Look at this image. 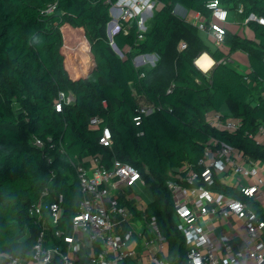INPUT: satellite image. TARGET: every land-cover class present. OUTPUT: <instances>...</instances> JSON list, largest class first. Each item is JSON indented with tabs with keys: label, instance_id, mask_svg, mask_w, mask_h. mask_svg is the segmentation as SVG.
I'll return each mask as SVG.
<instances>
[{
	"label": "trees",
	"instance_id": "obj_1",
	"mask_svg": "<svg viewBox=\"0 0 264 264\" xmlns=\"http://www.w3.org/2000/svg\"><path fill=\"white\" fill-rule=\"evenodd\" d=\"M117 1L0 0V253L23 257L31 250L40 225L28 211L44 190L50 200L62 198L59 227L70 224L82 198L76 168L98 158L108 169L116 160L138 170L169 264H187L168 174L186 167L200 172L210 139L264 164V145L253 138L264 124V25L248 23L250 41L223 24V40L212 48L201 35L209 31L176 13L178 7L198 14L207 27L211 0H152L144 31L138 17L119 21L112 40L120 57L107 36ZM217 1L240 22L250 13L264 18V0ZM236 51L247 55L250 73L224 62ZM203 53L215 62L208 74L194 64ZM146 55L156 60L135 66ZM61 94L73 100L56 111ZM144 104L153 107L148 115L139 112ZM213 114L239 119L240 128L229 133L211 126ZM94 118L99 123L91 125ZM105 128L109 146L100 143ZM214 182V191L262 212L220 177Z\"/></svg>",
	"mask_w": 264,
	"mask_h": 264
},
{
	"label": "built area",
	"instance_id": "obj_2",
	"mask_svg": "<svg viewBox=\"0 0 264 264\" xmlns=\"http://www.w3.org/2000/svg\"><path fill=\"white\" fill-rule=\"evenodd\" d=\"M154 6L152 0H118L110 12L112 17V11L118 12V16L113 18L117 21L116 27L119 21L138 17V27L144 31L142 15ZM206 7L211 12L209 25L205 27L199 21L195 25L201 31H209L218 45L223 40V24L227 22L228 12L217 0L209 1ZM241 11L240 7L238 12ZM243 22L264 25V18L250 13ZM179 47L182 49L185 45L180 43ZM137 58L139 60H134V64L141 66L147 56ZM72 100V97L61 94L60 102L55 105L56 111L60 110V103L68 104ZM152 111L153 107L145 104L139 110L144 115ZM134 120L138 125L140 117ZM208 122L229 133L236 132L241 125L236 118L222 121L220 114L209 116ZM90 123L95 125L99 120L94 118ZM253 138L257 144L264 145V124ZM100 143L103 146L111 144L107 128L103 129ZM32 144L37 148L43 147V141L38 138H34ZM208 145L198 162L202 166L200 172L186 167L178 174L169 173L166 181L178 229L186 246L187 264H264V219L247 202L212 189L215 177H242L245 181L236 180V190L244 198L258 203L264 211V177L259 175L258 165L249 161L238 149L214 139H210ZM76 171L82 198L77 213L70 221V233L59 227L62 198L50 200L49 192L44 190L28 211V215L40 225L31 250L23 257L0 253V264H131L136 259V251L129 247L127 241L132 231L123 236L115 229L133 226L132 219L140 222L153 235L145 239L142 228L140 232L143 234H137L139 242L133 241L137 246L140 244L142 252L146 253L144 258L139 259L140 262L146 259L148 264H169L167 242L161 236L155 218L141 203V198H134L139 217L126 207L133 197L125 188L132 190L137 183L145 186L138 170L116 160L108 169L98 158H93L91 167L79 166ZM230 220L235 221L241 231L231 227V234H219L215 223Z\"/></svg>",
	"mask_w": 264,
	"mask_h": 264
},
{
	"label": "crops",
	"instance_id": "obj_3",
	"mask_svg": "<svg viewBox=\"0 0 264 264\" xmlns=\"http://www.w3.org/2000/svg\"><path fill=\"white\" fill-rule=\"evenodd\" d=\"M154 4H155V2H154ZM151 13H153V12L151 11ZM176 13L178 15L183 16V18L190 21L194 25H195V22L201 20L197 14L184 11L183 9L178 8V7L176 8ZM151 16H152V14H149V12L147 11L146 16H145V18H143V20L146 21V19L150 18ZM243 21L240 22V20H238V18L234 14H231L228 16L227 22L224 25H225L226 29H228L230 32L235 33V34H237L243 38H246L250 41H254V35H253L251 29L249 28L248 24H244ZM115 28H116V26H115ZM201 35L204 38V40L206 41V43L208 45H210L212 48H215L217 46V44L214 42L213 37L211 35H207L206 33H202ZM224 62L231 64L232 67L236 68L237 71H239L240 73H242L244 75L251 72V68L249 66L247 55L244 52L236 51V52L230 53L224 59ZM139 64H141V62H139ZM194 64L201 72H203L204 74H208L210 72V70L212 69V67L214 66L215 62L207 53H203L194 61ZM251 162H254L258 165L259 175L264 177V164L260 161H251ZM247 166L250 167L251 164H247ZM224 178H225V176H220V179H222L226 185H232L234 188H235L236 180H239L241 183H243L245 181L242 177H239V176H235L233 179L230 178V181H227V182H226V180H224ZM135 187L136 188L137 187L142 188L143 186L140 183H137V184H135V186L132 188L131 191H133V190L135 191ZM141 203L144 205V208L147 207V209H148V205L144 204L143 202H141ZM126 207L128 208V210H130L132 213H134L135 216L138 215V217H139V212L136 211L134 197H133V200H131L129 203H127ZM261 211H262L261 213L264 215L263 209H261ZM257 213H260V212H257ZM132 222H133V226L126 225L125 227H122L120 229L117 228V229H115L116 233L122 234L123 236H126L128 231H132L131 235L129 237H127V241H128L129 247L136 251V259H134L131 262V264H148V261L146 259L143 262H140L139 259L144 258L146 256V253L142 252L143 249H142V247H140V244H138V246H137L136 244L133 243V241L139 242V237H137V234L142 233V232H140V229H142L143 227L141 226L140 222H138L137 220L134 222V220L132 219ZM215 225H216V231L219 234H231V227L233 229L238 228L237 223L235 221H231V220L230 221H223V222L219 221V222H216ZM223 226H226L227 230H225L223 228ZM63 229L67 233H70V225L69 224L67 226H63ZM142 230L144 231V238L145 239L152 238V236H153L152 233H149L144 228ZM237 231H241V230L237 229ZM236 242H238V240H236ZM236 246L240 247V245H238V244H236ZM142 253H144V254H142Z\"/></svg>",
	"mask_w": 264,
	"mask_h": 264
},
{
	"label": "rangeland",
	"instance_id": "obj_4",
	"mask_svg": "<svg viewBox=\"0 0 264 264\" xmlns=\"http://www.w3.org/2000/svg\"><path fill=\"white\" fill-rule=\"evenodd\" d=\"M153 10H155V7H153L152 9H151V11L153 12ZM113 12V16L114 17H117L118 16V12L117 11H112ZM145 16H146V14H144V15H142V19L143 18H145ZM116 19H118V18H116ZM117 22V21H116ZM149 23H150V18H147L146 19V21H144V27L146 28L148 25H149ZM116 26H117V24H116ZM114 29H116L115 28V26L113 27V28H111V33H113V31H114ZM136 60V62L139 60V58H136L135 59ZM156 60V58L155 57H153V58H151V57H147V58H145V63L144 64H152L154 61ZM88 63V62H87ZM231 65V64H230ZM89 67H91V65H89L88 66V68ZM90 69V68H89ZM240 70V69H239ZM224 180H226V182L227 181H230V177H225L224 178ZM243 180V179H242ZM244 181V180H243ZM134 187V186H133ZM143 188V189H142ZM135 187V191L133 190V191H131V189L130 188H128V187H126L125 188V191L127 192V193H129L132 197H134V198H138V199H142V202L144 203V204H149L150 203V201H151V199H152V196H151V194H150V191H149V189L147 188V187H145V186H143V187ZM218 226V225H217ZM223 228L225 229V230H227V227L226 226H223Z\"/></svg>",
	"mask_w": 264,
	"mask_h": 264
},
{
	"label": "water",
	"instance_id": "obj_5",
	"mask_svg": "<svg viewBox=\"0 0 264 264\" xmlns=\"http://www.w3.org/2000/svg\"><path fill=\"white\" fill-rule=\"evenodd\" d=\"M177 8V7H176ZM149 14H152L151 13V9H149ZM114 26H116V22H115V20H111L109 23H108V25H107V36H108V39H109V41H110V44H111V46H112V49L115 51V53L116 54H118L120 57H122V53H121V51L117 48V46L114 44V42H113V40H112V37L118 32V30H119V28L118 27H116V29H114V31H113V33H111V28H113ZM147 57H151V58H153V57H155V56H153V55H146Z\"/></svg>",
	"mask_w": 264,
	"mask_h": 264
}]
</instances>
